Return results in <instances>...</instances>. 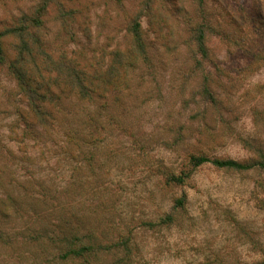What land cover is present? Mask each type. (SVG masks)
I'll use <instances>...</instances> for the list:
<instances>
[{
	"label": "rangeland",
	"instance_id": "374dc122",
	"mask_svg": "<svg viewBox=\"0 0 264 264\" xmlns=\"http://www.w3.org/2000/svg\"><path fill=\"white\" fill-rule=\"evenodd\" d=\"M48 2L39 33L49 61L66 56L92 90L80 96L51 64L54 120H30L24 133L12 122L25 103L0 66V137L10 149L2 172L18 182L10 192L18 209L0 211V264L262 258L264 170L194 167L190 158L243 164L264 150V67L249 69L245 52L253 43L264 49V0ZM44 3L0 0V32ZM12 37L3 41L5 53ZM179 175L185 184L172 186ZM167 215L173 219L158 225ZM60 232L70 246L94 247L85 262L60 257L68 244L60 250L48 237Z\"/></svg>",
	"mask_w": 264,
	"mask_h": 264
},
{
	"label": "trees",
	"instance_id": "16d2710c",
	"mask_svg": "<svg viewBox=\"0 0 264 264\" xmlns=\"http://www.w3.org/2000/svg\"><path fill=\"white\" fill-rule=\"evenodd\" d=\"M48 1L49 0H45V3L35 11V14H33V12H22L19 21L13 20L12 23L7 26L6 31L0 32V66H6L4 74L8 79L10 78L14 82V91L12 92L15 93L17 97H21L25 103L23 104L25 105L24 109L15 108V110L17 109V113L15 121L13 120L12 122V126L24 133H29L32 129V123L30 120L38 122L40 125L46 124L48 120H54L53 114L48 109V104L55 103V97H52V84H58V76H63V78L66 76L64 80L65 83L68 84L69 88L77 91L80 96L88 94L90 96V90H92V88L89 89V87L84 84L81 71L77 70L74 65H71V61L69 62L65 59L66 56L58 61H49L50 58L48 57L50 56L46 53L43 47V40L39 33V29L42 25L41 13L47 11ZM260 9L264 15V6H261ZM207 27H209V24L206 25L205 23H202L200 29ZM11 35L13 36V47L10 52L5 53L3 49V41L6 37H10ZM201 35H203L202 32ZM197 41L203 59H206L208 53L205 48L204 37L199 36ZM134 42L137 49H139L140 52L143 51L144 44L139 35H135ZM255 42V44H257V41ZM238 43L242 44L241 49H245L246 40L240 38ZM249 45V49H245V52L247 53L246 56L251 59L248 68L253 72H257L259 68L264 67V49L260 50L259 48H254V43L253 45ZM43 63H45V72L42 69ZM51 64L55 65V69L59 72L57 73V77L52 75L54 70L50 69ZM205 91L207 93L210 92L208 88L205 89ZM255 151L257 152V158L251 163L242 164L232 159H211L207 156H191L190 161L193 163L194 167L210 164L219 169L248 170L251 168H259L264 170V150L263 148H258ZM9 157L10 149L5 142L3 143V138L0 137V187H2L0 188V211L3 212L4 215H8L11 211L18 209V204H16L18 198L16 200V198L10 193L14 190V187L11 188V186H16V183L18 182H16V179L12 181V177L10 176L9 179H5L2 172L5 169L4 166H6L5 161ZM11 173H14V171ZM168 182H170L172 186L183 185L185 184V177H182L181 175L173 176ZM19 187L20 186H18L17 189H19ZM183 198L184 197H181L177 201L178 205H184ZM172 219L173 218L170 215H167L164 219L160 218L157 224H166V222H169ZM48 237L50 241L60 248V250H62L61 245L67 246L70 239L63 232H60V235L56 236V238L52 236ZM73 239L75 242H81L78 235H74ZM93 250L94 247L89 244L81 243V246H78V248L68 244L67 250H64L60 257L65 259H83V262H85L89 257L87 255ZM145 252L150 254L149 250ZM243 264H264V254L258 261L246 262Z\"/></svg>",
	"mask_w": 264,
	"mask_h": 264
}]
</instances>
